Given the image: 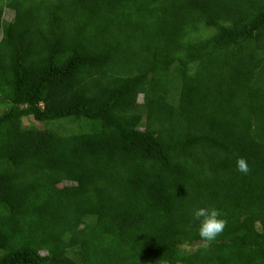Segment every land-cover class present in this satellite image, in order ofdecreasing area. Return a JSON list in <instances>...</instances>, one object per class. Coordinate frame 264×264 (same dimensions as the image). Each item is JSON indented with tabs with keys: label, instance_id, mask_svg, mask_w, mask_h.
I'll return each instance as SVG.
<instances>
[{
	"label": "trees",
	"instance_id": "trees-1",
	"mask_svg": "<svg viewBox=\"0 0 264 264\" xmlns=\"http://www.w3.org/2000/svg\"><path fill=\"white\" fill-rule=\"evenodd\" d=\"M0 264H264V0H0Z\"/></svg>",
	"mask_w": 264,
	"mask_h": 264
},
{
	"label": "clouds",
	"instance_id": "clouds-1",
	"mask_svg": "<svg viewBox=\"0 0 264 264\" xmlns=\"http://www.w3.org/2000/svg\"><path fill=\"white\" fill-rule=\"evenodd\" d=\"M238 170L247 174L248 165L244 159L237 161ZM195 220L199 221L198 234L206 241H214L224 232L227 221L222 218L221 212L214 207H200L193 213Z\"/></svg>",
	"mask_w": 264,
	"mask_h": 264
},
{
	"label": "rangeland",
	"instance_id": "rangeland-1",
	"mask_svg": "<svg viewBox=\"0 0 264 264\" xmlns=\"http://www.w3.org/2000/svg\"><path fill=\"white\" fill-rule=\"evenodd\" d=\"M13 14L14 13L12 11L7 10L6 13H5V18L10 20L11 18H13ZM140 98H141L140 100H142V97H140ZM24 124L25 125H35V126H37L39 128L43 127L40 122L35 121L33 118L24 119Z\"/></svg>",
	"mask_w": 264,
	"mask_h": 264
}]
</instances>
